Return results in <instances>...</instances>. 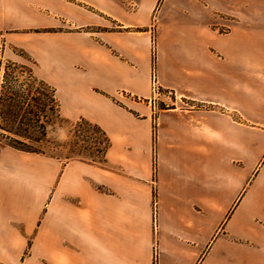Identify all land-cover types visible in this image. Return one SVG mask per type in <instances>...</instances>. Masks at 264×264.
Listing matches in <instances>:
<instances>
[{
  "label": "crops",
  "instance_id": "1",
  "mask_svg": "<svg viewBox=\"0 0 264 264\" xmlns=\"http://www.w3.org/2000/svg\"><path fill=\"white\" fill-rule=\"evenodd\" d=\"M157 2L112 18L148 27ZM67 5L0 0V63L12 30ZM158 22L157 80L174 106L156 120L136 102L151 95V29L30 43L62 116L112 146L98 166L0 142V264H154L156 245L159 264H264V0H163Z\"/></svg>",
  "mask_w": 264,
  "mask_h": 264
},
{
  "label": "rangeland",
  "instance_id": "2",
  "mask_svg": "<svg viewBox=\"0 0 264 264\" xmlns=\"http://www.w3.org/2000/svg\"><path fill=\"white\" fill-rule=\"evenodd\" d=\"M64 1L70 2V5H67V7L69 8L65 9V11L63 12L64 15L59 16L60 18L57 16L55 19L49 17L48 21L44 23V27L41 28L31 27L29 29H17L11 31L12 33L19 34L17 38L19 40H16L15 42H13V44L8 46L9 48L8 52L12 58L6 59L5 61L0 63V86L5 71V65L7 62H13L19 66H25L28 69L32 70L36 77L42 79L38 66L41 65L42 62L45 63L46 61L42 57L44 55H41L39 53L37 54L32 53L30 43L33 42V39L35 38L49 39L53 36V34H58L57 36L66 39L67 38L78 39L79 42L83 44L84 42L88 41L90 36H96V38L99 40L100 38L99 34H102L105 31L138 32V31H146L150 29L152 31L151 53H152V62H153V72H152V84H153V76H156L157 79L155 61L157 57V36H158V26H159L158 11L160 9L161 2L163 0H158L155 9L152 13V16L150 18L149 26L140 27V28L124 27L123 24H120L117 20L112 18V16L116 15L119 17L120 15H122L123 17H135V16L141 17V11H143V9L153 0H64ZM140 23H142V21H140ZM30 24H32L31 26H35V23H30ZM120 26H123L124 28ZM26 42L29 43V45H26L27 44ZM21 79L22 81H24V78ZM23 83L25 84V86L22 89L28 87L27 85L30 84L29 82L26 83V81ZM152 86L153 85H151L150 98L145 100L137 99L136 102L141 103L143 107L146 105L151 106L153 109V116H155V120H156V116L158 115L160 110L171 108L174 106V104H172L174 95L170 90H165L160 87L161 93L158 97L155 98L153 94ZM119 97L123 99L122 95H120ZM123 101H125V103L129 105L133 104L130 103V101L128 100H123ZM117 103L124 107L123 102L117 100ZM181 106H185V104L181 103ZM60 115L61 118L59 120H55L54 124L48 127L49 142L42 145L43 149L48 154L56 156L52 158H58L64 161L78 160L85 163L93 164L87 160H83L81 157H78L77 155L78 153H81V151H84L82 150L83 147H85L89 143L92 144L95 143L97 139L100 140L101 136L95 133V131H93L91 128L86 127L85 125L81 127L79 126L77 127V123L83 117L78 119H72L62 116L61 103H60ZM88 121L91 122L90 120ZM4 127H6V123L3 120V118L0 117V142H5L9 145L11 141L8 137V134L3 129ZM33 128L36 131H39L38 125H36ZM156 132H157V123L155 122V124L153 125V135H156ZM111 146H112V142H111ZM109 150L106 153L105 162L101 164H93V165L103 166L107 162V154ZM155 202H157L156 196L153 199V219H154V208H157V212H158V202L156 203V206H154Z\"/></svg>",
  "mask_w": 264,
  "mask_h": 264
},
{
  "label": "trees",
  "instance_id": "3",
  "mask_svg": "<svg viewBox=\"0 0 264 264\" xmlns=\"http://www.w3.org/2000/svg\"><path fill=\"white\" fill-rule=\"evenodd\" d=\"M21 78H24V81ZM25 81L30 84L22 89ZM0 117L6 123L3 129L8 134L11 141L9 145L12 148L56 157L48 154L42 145L49 142L48 127L61 118L60 102L56 89L44 79L36 77L32 70L13 62L6 63L0 86ZM36 125L39 131L33 128ZM84 125L99 134L101 138L93 144H87L82 149L84 151L77 156L93 164H101L105 162L111 141L97 124L82 118L77 123V127Z\"/></svg>",
  "mask_w": 264,
  "mask_h": 264
},
{
  "label": "built area",
  "instance_id": "4",
  "mask_svg": "<svg viewBox=\"0 0 264 264\" xmlns=\"http://www.w3.org/2000/svg\"><path fill=\"white\" fill-rule=\"evenodd\" d=\"M152 90H153V94H154V97H158L161 93V88L157 82V79H156V76H153V84H152ZM156 203L155 202V205L156 206ZM153 222H154V227L157 228V208H154V219H153ZM153 263L154 264H159V250H158V247L157 245L155 246L154 248V260H153Z\"/></svg>",
  "mask_w": 264,
  "mask_h": 264
}]
</instances>
